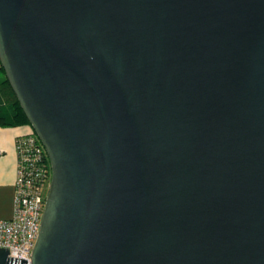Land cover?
I'll return each instance as SVG.
<instances>
[{
  "label": "water",
  "instance_id": "95a60500",
  "mask_svg": "<svg viewBox=\"0 0 264 264\" xmlns=\"http://www.w3.org/2000/svg\"><path fill=\"white\" fill-rule=\"evenodd\" d=\"M0 66L50 169L30 264H264V0H0Z\"/></svg>",
  "mask_w": 264,
  "mask_h": 264
},
{
  "label": "built area",
  "instance_id": "2783aa9c",
  "mask_svg": "<svg viewBox=\"0 0 264 264\" xmlns=\"http://www.w3.org/2000/svg\"><path fill=\"white\" fill-rule=\"evenodd\" d=\"M36 140L34 133L16 138L12 210L9 217L0 218V248H7L8 257L25 259L26 264H30L50 177V169L41 159L44 150Z\"/></svg>",
  "mask_w": 264,
  "mask_h": 264
},
{
  "label": "crops",
  "instance_id": "0c3cea01",
  "mask_svg": "<svg viewBox=\"0 0 264 264\" xmlns=\"http://www.w3.org/2000/svg\"><path fill=\"white\" fill-rule=\"evenodd\" d=\"M27 125H0V218L11 214L16 179V138L30 132Z\"/></svg>",
  "mask_w": 264,
  "mask_h": 264
},
{
  "label": "trees",
  "instance_id": "16d2710c",
  "mask_svg": "<svg viewBox=\"0 0 264 264\" xmlns=\"http://www.w3.org/2000/svg\"><path fill=\"white\" fill-rule=\"evenodd\" d=\"M0 125L16 126V125H27L30 126L26 116L21 110L9 84L5 78L3 70L0 66ZM33 133L32 129L30 132L22 135L26 136ZM37 146L40 147L38 140H36ZM42 161L45 166L48 167V160L44 152L42 151Z\"/></svg>",
  "mask_w": 264,
  "mask_h": 264
},
{
  "label": "rangeland",
  "instance_id": "374dc122",
  "mask_svg": "<svg viewBox=\"0 0 264 264\" xmlns=\"http://www.w3.org/2000/svg\"><path fill=\"white\" fill-rule=\"evenodd\" d=\"M46 189H47V187H46ZM46 193V192H45Z\"/></svg>",
  "mask_w": 264,
  "mask_h": 264
}]
</instances>
